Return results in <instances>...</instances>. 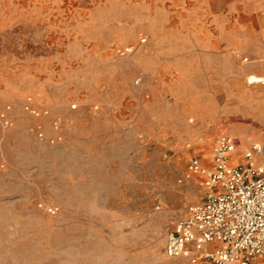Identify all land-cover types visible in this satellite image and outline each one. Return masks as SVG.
<instances>
[{
	"label": "rangeland",
	"instance_id": "rangeland-1",
	"mask_svg": "<svg viewBox=\"0 0 264 264\" xmlns=\"http://www.w3.org/2000/svg\"><path fill=\"white\" fill-rule=\"evenodd\" d=\"M222 135L264 143V0H0V264H191Z\"/></svg>",
	"mask_w": 264,
	"mask_h": 264
},
{
	"label": "built area",
	"instance_id": "built-area-1",
	"mask_svg": "<svg viewBox=\"0 0 264 264\" xmlns=\"http://www.w3.org/2000/svg\"><path fill=\"white\" fill-rule=\"evenodd\" d=\"M27 110L35 117L48 114ZM240 146L238 136L222 135L210 166L198 158L189 162V176H202L206 192L168 235L167 257L191 264H264V143L252 142L238 156Z\"/></svg>",
	"mask_w": 264,
	"mask_h": 264
},
{
	"label": "bare ground",
	"instance_id": "bare-ground-1",
	"mask_svg": "<svg viewBox=\"0 0 264 264\" xmlns=\"http://www.w3.org/2000/svg\"><path fill=\"white\" fill-rule=\"evenodd\" d=\"M251 79H252L251 84H254L256 82H261V80L258 77H255V76H252Z\"/></svg>",
	"mask_w": 264,
	"mask_h": 264
}]
</instances>
